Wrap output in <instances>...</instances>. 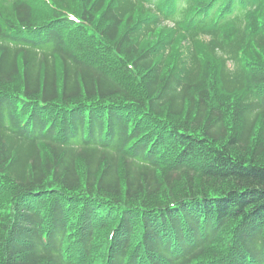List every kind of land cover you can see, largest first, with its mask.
<instances>
[{"label":"trees","instance_id":"16d2710c","mask_svg":"<svg viewBox=\"0 0 264 264\" xmlns=\"http://www.w3.org/2000/svg\"><path fill=\"white\" fill-rule=\"evenodd\" d=\"M1 170L0 264H264V0L1 2Z\"/></svg>","mask_w":264,"mask_h":264}]
</instances>
